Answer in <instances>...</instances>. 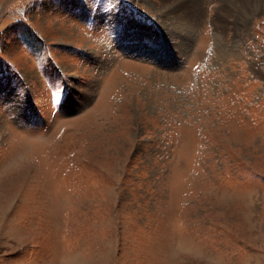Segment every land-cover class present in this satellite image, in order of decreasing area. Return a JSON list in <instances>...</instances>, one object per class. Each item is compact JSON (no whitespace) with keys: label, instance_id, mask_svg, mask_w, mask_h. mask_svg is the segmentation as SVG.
<instances>
[{"label":"rangeland","instance_id":"obj_1","mask_svg":"<svg viewBox=\"0 0 264 264\" xmlns=\"http://www.w3.org/2000/svg\"><path fill=\"white\" fill-rule=\"evenodd\" d=\"M182 1L0 0V264H264V0Z\"/></svg>","mask_w":264,"mask_h":264},{"label":"bare ground","instance_id":"obj_2","mask_svg":"<svg viewBox=\"0 0 264 264\" xmlns=\"http://www.w3.org/2000/svg\"><path fill=\"white\" fill-rule=\"evenodd\" d=\"M191 1H193L195 5H192ZM198 1L199 0H185L181 2L180 6L186 7L185 12L187 13L188 16H191V15L202 12L203 5H201Z\"/></svg>","mask_w":264,"mask_h":264}]
</instances>
